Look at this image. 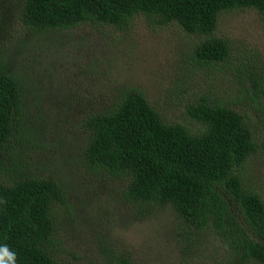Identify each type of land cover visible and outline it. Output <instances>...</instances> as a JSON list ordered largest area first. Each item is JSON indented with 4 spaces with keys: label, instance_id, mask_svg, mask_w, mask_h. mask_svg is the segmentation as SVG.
<instances>
[{
    "label": "rangeland",
    "instance_id": "rangeland-1",
    "mask_svg": "<svg viewBox=\"0 0 264 264\" xmlns=\"http://www.w3.org/2000/svg\"><path fill=\"white\" fill-rule=\"evenodd\" d=\"M23 2L0 0V68L20 79L23 95L3 164L17 169L14 179L61 184L65 201L52 209L55 256L63 264H232L214 229L201 231L186 250L185 223L171 207L135 205L125 197L126 179L90 168L84 161L89 134L81 123L136 88L166 122L191 126L187 107L207 94L243 114L262 140L263 116L242 90L257 82L264 102V15L255 9L223 13L215 36L229 43L230 61L203 65L193 54L199 38L177 24L154 25L138 16L123 29L39 30L23 25ZM239 173L264 201V150Z\"/></svg>",
    "mask_w": 264,
    "mask_h": 264
},
{
    "label": "trees",
    "instance_id": "trees-1",
    "mask_svg": "<svg viewBox=\"0 0 264 264\" xmlns=\"http://www.w3.org/2000/svg\"><path fill=\"white\" fill-rule=\"evenodd\" d=\"M244 9L264 15V0H24L21 21L39 30L81 24L123 29L144 16L151 24L174 23L198 37L194 57L211 65L230 61L229 43L215 36L219 18ZM21 88L18 77L0 68V246L16 254V264H63L55 256L52 213L65 201L61 184L33 176L14 179L17 169L3 164L22 109ZM243 89L264 121L261 86L254 81ZM121 93L110 107L85 115V163L126 179L129 202L171 207L187 225L182 243L186 250V243L197 242L201 231L214 229L230 249L232 264H264V201L244 186L239 173L249 158L264 150V138H256L243 114L207 94L187 107L189 126L166 122L139 89Z\"/></svg>",
    "mask_w": 264,
    "mask_h": 264
},
{
    "label": "clouds",
    "instance_id": "clouds-1",
    "mask_svg": "<svg viewBox=\"0 0 264 264\" xmlns=\"http://www.w3.org/2000/svg\"><path fill=\"white\" fill-rule=\"evenodd\" d=\"M0 264H16V254L7 245L0 246Z\"/></svg>",
    "mask_w": 264,
    "mask_h": 264
},
{
    "label": "bare ground",
    "instance_id": "bare-ground-1",
    "mask_svg": "<svg viewBox=\"0 0 264 264\" xmlns=\"http://www.w3.org/2000/svg\"><path fill=\"white\" fill-rule=\"evenodd\" d=\"M84 43V42H83Z\"/></svg>",
    "mask_w": 264,
    "mask_h": 264
}]
</instances>
